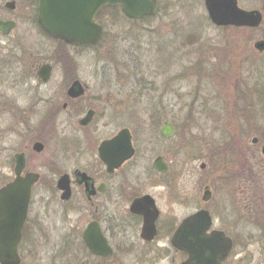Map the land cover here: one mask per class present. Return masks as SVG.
Returning <instances> with one entry per match:
<instances>
[{"label":"flooded vegetation","instance_id":"obj_1","mask_svg":"<svg viewBox=\"0 0 264 264\" xmlns=\"http://www.w3.org/2000/svg\"><path fill=\"white\" fill-rule=\"evenodd\" d=\"M155 1L152 17L163 5ZM1 2L0 20L16 26L0 34V264H199L190 255L218 247H229L221 264H264V126L242 120L205 148L183 134L138 171L131 164L145 155V126L140 145L129 128L98 127L103 101L83 81L82 52L98 45L53 38L38 0L18 12L15 1ZM34 33L53 50L24 44ZM77 85L83 93L73 96ZM148 123L157 133L150 143L179 133L168 120ZM166 124L173 134L163 137ZM123 130L135 153L111 168L127 147L101 148Z\"/></svg>","mask_w":264,"mask_h":264},{"label":"rangeland","instance_id":"obj_2","mask_svg":"<svg viewBox=\"0 0 264 264\" xmlns=\"http://www.w3.org/2000/svg\"><path fill=\"white\" fill-rule=\"evenodd\" d=\"M1 1H15L17 12L33 8L30 0ZM162 4L146 21L129 20L119 9L105 10L104 40L81 57L83 81L90 85V95L103 101L98 127L108 126L112 133L129 128L140 145V125L145 126V155H137L131 164L138 171L143 157L152 161L165 146L180 143L177 138L183 134L191 132L205 148L233 133L242 120L264 126V107L257 98L259 85H264V51L255 47L264 41V21L256 29L218 28L209 20L204 0ZM240 6L264 15V0H241ZM24 44L34 50L54 48L35 33ZM151 120L173 122L179 133L168 142L150 143L157 135L150 131ZM197 161L198 169L201 159Z\"/></svg>","mask_w":264,"mask_h":264},{"label":"water","instance_id":"obj_3","mask_svg":"<svg viewBox=\"0 0 264 264\" xmlns=\"http://www.w3.org/2000/svg\"><path fill=\"white\" fill-rule=\"evenodd\" d=\"M239 0H206V7L212 23L217 27H249L258 28L263 22V13L259 10L246 11L239 7ZM13 3L8 6L13 7ZM105 7H121L122 13L131 20H140L144 17L152 16L157 8L155 0H39V24L53 38L64 41L68 44L77 46H96L104 35V29L99 25L95 18L101 9ZM14 22H4L0 20V33H9L15 28ZM256 49L264 51V41L255 44ZM81 87H73V96L82 94L76 93ZM173 134V128L166 124L161 131V136L168 137ZM123 143L127 147L124 156L119 158L116 151L113 161L104 157V160L110 163L111 168L119 167L125 160L133 157L134 149L131 142V136L128 130H123L114 140L107 142L101 148L105 155L107 146L114 145L118 147ZM114 147V148H115ZM264 153V148H263ZM91 244V248H98V243ZM218 252H223L224 256L220 260ZM229 247L224 252L223 248L217 251L205 252L204 256H191V259L199 264H221L228 255ZM12 257V256H9ZM13 258V257H12ZM11 259V258H10Z\"/></svg>","mask_w":264,"mask_h":264},{"label":"trees","instance_id":"obj_4","mask_svg":"<svg viewBox=\"0 0 264 264\" xmlns=\"http://www.w3.org/2000/svg\"><path fill=\"white\" fill-rule=\"evenodd\" d=\"M105 10H114V8H105L102 10V12H105ZM146 20H144V21H146ZM258 92H260V93H258V100L262 101V105L264 107V85L263 86L261 84L259 85Z\"/></svg>","mask_w":264,"mask_h":264}]
</instances>
